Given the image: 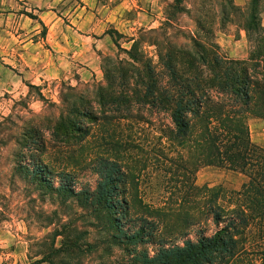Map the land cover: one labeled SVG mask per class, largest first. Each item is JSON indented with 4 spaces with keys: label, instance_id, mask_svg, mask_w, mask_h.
Here are the masks:
<instances>
[{
    "label": "trees",
    "instance_id": "1",
    "mask_svg": "<svg viewBox=\"0 0 264 264\" xmlns=\"http://www.w3.org/2000/svg\"><path fill=\"white\" fill-rule=\"evenodd\" d=\"M181 1L167 4L162 23L140 28L128 48L115 41L117 53L103 58V80L89 83L87 93L61 84L57 115L34 117L22 126L25 148L46 151L43 128L68 147L83 142L93 125L108 126L103 139L112 154L97 157L101 166L95 190L79 194L90 200L96 212L106 215L99 218L107 230L116 231L114 242L124 251L126 264H264V146L251 141L247 124L249 116L264 122V28L260 22L264 0H249L244 7L224 0L221 6L220 24L233 21L229 18L233 15L246 33L249 55L242 60L223 55L211 28L199 17L193 18L196 27L191 33L173 27L177 14L188 12ZM150 45L156 48V62L146 50ZM28 86L40 90L37 85ZM144 109L169 115L171 126L160 132L186 153L183 170L188 187L170 208L143 200L136 176L123 169L120 159L125 148L120 122L143 119L139 111ZM29 156L39 163L32 169L33 178L49 181L43 178L53 173L51 167ZM195 161L197 166L243 173L246 180L228 195L220 184L197 186L191 179ZM57 173L61 178L70 176L65 171ZM68 184L69 180L59 186H68L73 193ZM209 222L216 230L206 235L202 231ZM192 226L200 228L196 240L168 244V235L183 231L186 235ZM147 243L159 247L150 254L141 247ZM71 247L77 248L72 241Z\"/></svg>",
    "mask_w": 264,
    "mask_h": 264
},
{
    "label": "rangeland",
    "instance_id": "2",
    "mask_svg": "<svg viewBox=\"0 0 264 264\" xmlns=\"http://www.w3.org/2000/svg\"><path fill=\"white\" fill-rule=\"evenodd\" d=\"M248 1L234 0V3L244 7ZM173 2L35 0L44 10H54V15L50 13L46 17L43 14L49 25H42L32 3L0 0V264H126L124 251L114 242L116 231L107 230L108 226L99 218L106 215L96 212L90 200L79 194L95 190L101 166L97 157L112 154L103 139L108 126L93 125L83 142L68 147L52 139L48 129L43 128L44 153L36 151L32 144L31 152L25 148L22 126L34 117L57 115L56 105L60 104L59 95L63 90L61 84H69L85 92L89 83L102 81L103 58L118 51L114 42L128 48L130 38L136 36L140 28L158 27L162 23L167 4ZM223 2L182 0L181 6L188 12L178 13L173 27L191 33L196 27L193 18L199 17L211 28L213 40L223 55L232 59H247L249 43L245 31L235 22L236 17L230 15L233 21L222 25L219 22ZM263 8L261 4L260 22L264 28ZM28 13L34 14L37 19L31 18ZM52 16L57 22L54 26ZM91 34L100 38L106 35L97 49L99 58L95 59L93 55L98 75L93 73L79 80L77 69L85 64L76 60L65 76L39 83V91L28 86L33 84L31 81L34 78L25 72L27 65H17L21 54L29 57L30 61L34 46H37L36 51L50 47V41L46 40L71 38L81 45V41L91 40L85 37ZM146 50L156 62V48L150 45ZM92 58L88 57V62ZM60 64L62 67L65 62ZM22 68L24 71H19ZM139 113L143 119L121 121L118 127L123 137L120 141L125 142V148L120 151L122 166L136 176L143 200L155 205L166 204L170 208L178 203L182 196L180 193L186 192L188 187V175L183 170L187 165L186 153L173 146L160 132L166 125L171 126L166 112L150 113L144 109ZM133 114L136 115L135 112ZM247 124L251 141L264 146V122L249 116ZM29 153L51 167L53 173L43 178L49 181L33 178L32 169L39 163L31 160ZM59 171H65L70 176L61 178L57 173ZM191 179L197 186L220 184L226 190L224 194L228 195L230 190L240 188L246 176L213 165L197 166L195 161ZM67 180L71 183L69 187L78 195L68 191V186H59L61 182L66 184ZM132 226L135 229L136 223ZM199 229V226H192L186 230V235L184 231L174 237L168 235L167 243L182 244L188 238L194 241L200 234ZM215 230L216 226L209 222L202 233L210 235ZM62 240L69 243H62ZM71 241L77 248L71 247ZM142 246L150 254L159 247L157 243Z\"/></svg>",
    "mask_w": 264,
    "mask_h": 264
},
{
    "label": "crops",
    "instance_id": "3",
    "mask_svg": "<svg viewBox=\"0 0 264 264\" xmlns=\"http://www.w3.org/2000/svg\"><path fill=\"white\" fill-rule=\"evenodd\" d=\"M23 1L32 3L34 10L38 12V17L40 18L41 22L45 25H49V21L44 19L43 14L45 13L46 17L49 16L50 13L54 15L53 9L44 10L41 8L39 3H35V0ZM51 19L52 26H54L57 22L53 21L54 16H52ZM85 37L89 39L91 38V40L81 41V45L78 42L73 41L71 38H65L64 41H58L56 38L46 40L50 41V47L36 51L35 48L37 46H34L32 48L34 53L31 56V60L29 61V57L25 58L26 56L21 54V59L17 65L20 67H22V65L28 66V69H25V72H27L28 75H32L34 79L31 81V83L35 85H38L45 79L61 78L65 76L70 67H73L76 60L85 64L84 66H81L79 69H77V73L80 75L78 76L79 80L84 79L93 73L98 75L97 67L94 65L93 55L95 54V59L99 58L97 55V49H99L98 47L100 46V42L106 39V35H104L102 38L95 36V34L85 35ZM111 45H113L112 42ZM88 57H93L91 62H88ZM60 60L65 62V65L62 67ZM19 71H24V68H22V70L19 69Z\"/></svg>",
    "mask_w": 264,
    "mask_h": 264
}]
</instances>
